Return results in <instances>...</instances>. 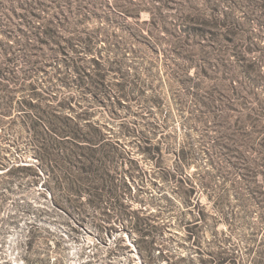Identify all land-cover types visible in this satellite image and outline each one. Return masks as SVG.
I'll return each mask as SVG.
<instances>
[{"label": "rangeland", "instance_id": "obj_1", "mask_svg": "<svg viewBox=\"0 0 264 264\" xmlns=\"http://www.w3.org/2000/svg\"><path fill=\"white\" fill-rule=\"evenodd\" d=\"M220 2L219 15L229 11L244 21L241 30L251 35L250 56L259 66L253 74L264 85V0ZM79 3L84 7L81 15L88 16L87 30H97L99 39L86 61L94 55L106 61V31L128 38L121 45L126 55L121 69L110 70L103 90L86 93L87 99L76 107L79 112L90 103V124L121 144L127 187L121 176L115 182L125 190L121 201L127 217L105 214V201L98 208L58 207L41 168L35 167L38 175L30 177L11 175V168L36 165L25 110L14 108L0 122V264H214V254L230 248L244 257L260 227L258 214L242 210L233 192L220 197L214 187L221 183L219 176L208 184L213 168L202 149L206 146L202 134L214 133L194 122L197 110L182 100L176 85L180 76L174 71L173 35L189 23L187 15L174 0ZM152 16L155 23L149 21ZM53 71L46 66L34 72L32 80L40 91L50 85ZM28 93L23 86L15 99L27 100ZM144 140L159 146L155 155L143 152ZM182 147L193 152L185 162L179 159ZM129 164L133 168L127 171ZM180 179L185 181L182 185ZM191 186L194 193L186 201L183 191ZM133 217L158 228L150 256L141 249ZM190 232L194 236L189 238ZM30 237L36 239L28 254L25 242Z\"/></svg>", "mask_w": 264, "mask_h": 264}, {"label": "trees", "instance_id": "obj_2", "mask_svg": "<svg viewBox=\"0 0 264 264\" xmlns=\"http://www.w3.org/2000/svg\"><path fill=\"white\" fill-rule=\"evenodd\" d=\"M174 2L189 21L173 35L174 71L180 76L176 85L182 100L190 101L192 110H197L192 115L194 122L214 133L202 134L206 145L202 149L207 150L213 168L208 171V184L219 176L221 183L214 187L220 197L228 198L233 192L242 210L257 212L260 225L244 257L230 248L217 251L213 262L264 264V85L253 74L259 66L250 56L254 50L251 35L241 30L244 21L233 18L229 11L217 13L220 0ZM83 8L79 0H0V122L3 115L23 107L20 110H25L36 159L35 166H18L9 173L24 178L38 175L36 168H41L58 207L98 208L105 201V214L126 218L121 201L125 190L115 182L121 176L127 187L121 144L90 124V103L79 112L76 107L87 99L86 93L103 90L110 70L121 69L126 58L121 45L128 38L106 31V61L95 55L86 61L99 39L97 30H87ZM154 19L152 16L150 23ZM46 66L54 71L43 93L32 77ZM23 86L29 89L28 98L16 100L15 93ZM143 142L145 154L157 153L158 145ZM192 154L190 147H182L179 159L185 162ZM132 168L129 164L127 171ZM183 181L177 180L181 185ZM26 183L29 181L19 185ZM193 193L194 187L185 188L184 199L190 201ZM132 219L141 249L150 256L158 228L140 217ZM193 236L190 232L189 238ZM35 239L25 242L28 254Z\"/></svg>", "mask_w": 264, "mask_h": 264}]
</instances>
